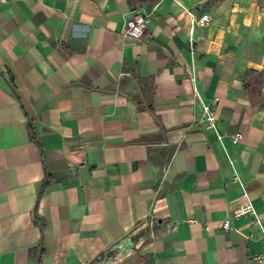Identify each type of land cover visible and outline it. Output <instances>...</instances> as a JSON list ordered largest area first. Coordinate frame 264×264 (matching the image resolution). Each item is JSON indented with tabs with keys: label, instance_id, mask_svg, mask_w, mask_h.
Instances as JSON below:
<instances>
[{
	"label": "crops",
	"instance_id": "1",
	"mask_svg": "<svg viewBox=\"0 0 264 264\" xmlns=\"http://www.w3.org/2000/svg\"><path fill=\"white\" fill-rule=\"evenodd\" d=\"M204 1L0 0V264H259L264 0Z\"/></svg>",
	"mask_w": 264,
	"mask_h": 264
},
{
	"label": "built area",
	"instance_id": "2",
	"mask_svg": "<svg viewBox=\"0 0 264 264\" xmlns=\"http://www.w3.org/2000/svg\"><path fill=\"white\" fill-rule=\"evenodd\" d=\"M147 14L142 12L140 9H134L130 12V16L126 20L125 28L123 30V35L125 38L130 40H138L141 38L144 30L147 27ZM194 22V21H193ZM209 16L203 13L200 18L197 20V24L200 23H208ZM190 42L193 41L191 37ZM202 118L203 122L206 125L207 129H215L216 128V118L214 112L208 105H202ZM218 138L221 139V136L218 135ZM241 139V135H236L233 137V141ZM244 215H249L252 217L251 220V228L252 234L264 238V227L261 220H259L254 212V207L252 203L247 202L245 205L235 210L232 214L234 218H239ZM230 221L227 219L223 222L224 228H229ZM254 260H256L259 264H264V248L261 252L252 256Z\"/></svg>",
	"mask_w": 264,
	"mask_h": 264
},
{
	"label": "rangeland",
	"instance_id": "3",
	"mask_svg": "<svg viewBox=\"0 0 264 264\" xmlns=\"http://www.w3.org/2000/svg\"><path fill=\"white\" fill-rule=\"evenodd\" d=\"M212 2L213 0H205L204 3L208 6L211 7L212 6Z\"/></svg>",
	"mask_w": 264,
	"mask_h": 264
}]
</instances>
